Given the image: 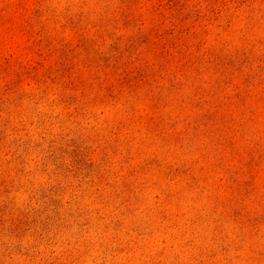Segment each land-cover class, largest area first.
<instances>
[{
  "label": "rangeland",
  "instance_id": "rangeland-1",
  "mask_svg": "<svg viewBox=\"0 0 264 264\" xmlns=\"http://www.w3.org/2000/svg\"><path fill=\"white\" fill-rule=\"evenodd\" d=\"M0 264H264V0H0Z\"/></svg>",
  "mask_w": 264,
  "mask_h": 264
}]
</instances>
